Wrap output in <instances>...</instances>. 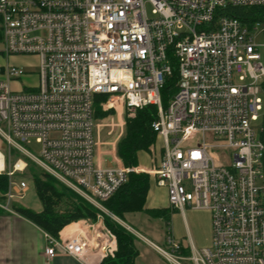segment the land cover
Listing matches in <instances>:
<instances>
[{"label":"built area","instance_id":"1","mask_svg":"<svg viewBox=\"0 0 264 264\" xmlns=\"http://www.w3.org/2000/svg\"><path fill=\"white\" fill-rule=\"evenodd\" d=\"M262 6L264 0H0V52L39 59L38 83L27 87L18 80L23 68L0 67L1 138L9 152L30 158L100 210L131 172L166 188L174 210H209L211 247L191 244L186 255L169 231V250L153 244L168 264H264V138L263 127L258 135L253 125L264 96L253 35L264 32V19L249 26L232 13ZM175 68L176 91L164 108L162 89ZM97 104L131 114L158 107L156 167H127L115 151L114 160L102 158ZM34 140L39 155L24 145ZM28 190L26 181L10 180L5 196L23 199ZM88 222L86 232L44 231L45 255L91 264L85 256L99 248L114 257L116 235Z\"/></svg>","mask_w":264,"mask_h":264},{"label":"trees","instance_id":"2","mask_svg":"<svg viewBox=\"0 0 264 264\" xmlns=\"http://www.w3.org/2000/svg\"><path fill=\"white\" fill-rule=\"evenodd\" d=\"M232 13L240 18L244 23L251 26L255 21L264 19V6L254 8H234ZM178 73L176 68L172 76L168 77L164 88L162 89V104L164 108L168 106L170 98L176 91V82ZM264 92V81L262 82ZM104 100L103 98H99ZM96 106V117L102 115ZM158 117V107L149 105L145 108L138 109L134 117L126 118V130L124 136L119 140L117 145L118 156L122 159L127 167H136L139 165V153L141 151H150V146L157 140L156 132L152 128V123ZM264 138V117H263ZM12 152H16L13 150ZM264 163V159H263ZM46 181L41 180L39 176L34 175V184L37 196L42 203V210L35 211L22 205H14V211L21 216L31 220L44 231L53 236H58L59 232L67 225L77 222L83 218L96 219L100 211L97 207L78 195L75 191L62 184L55 177L47 172H43ZM151 176L146 173L131 172L127 183L122 186L117 193L110 199L103 201L102 204L109 212L120 219L126 212L145 211L152 216L164 217L167 225L170 224L171 218L167 208L149 209L146 206L147 195L151 184ZM55 183L62 186L67 192L77 197V203L66 201L64 207L60 203L64 200L63 193L59 192ZM9 189V176L0 173V192L6 193ZM6 211L0 209V214ZM104 220L110 230L117 238V251L114 257L106 256L100 264H135V259L139 251L135 246V235L128 231L124 226L114 220L111 216L105 214ZM73 224L71 226H75ZM186 252V251H184Z\"/></svg>","mask_w":264,"mask_h":264},{"label":"rangeland","instance_id":"3","mask_svg":"<svg viewBox=\"0 0 264 264\" xmlns=\"http://www.w3.org/2000/svg\"><path fill=\"white\" fill-rule=\"evenodd\" d=\"M148 10L150 11V6H147ZM254 41L256 44L259 45V51L261 53L262 62L264 64V32L263 30L257 31L253 35ZM1 48V43H0ZM9 63L10 65H15L23 68L25 71V74L20 77L19 82L23 85V87H27L28 85H35L38 83V73H39V59L36 56L33 55H13L10 57H7L6 55L2 54L0 52V67L6 65ZM13 88L18 87L16 83H11ZM263 98V109L260 112V118L253 122V125L255 126L256 133L260 134V128L263 125V117H264V96ZM102 113V115H97V123L99 124L97 128V134L99 138V152L102 156V158L109 159L110 156L111 160H114V157L112 155V151H115V154L118 156L117 153V145L119 140L124 136L125 130H126V118L128 117H134L136 112L131 114L127 109H123L121 106L117 108H102L99 109ZM25 147L33 152L36 155L40 154L41 145L37 143L35 140L31 142L30 144H24ZM162 147V141L160 138L157 137V140L154 144L150 146V151H141L139 153V165L141 168L145 169H153L156 167L160 161L162 151L160 149ZM0 152L4 155V163L5 168L4 170L0 171V173H7L14 170V165L16 163H20L19 160L21 159L23 162L26 163V166L21 171H15L14 175L10 177L9 175V184L10 180L19 182V181H26L29 183V190L26 192V195L23 199H13L8 200L5 196L4 192H0V209L10 212L14 211V205H21V203H24L28 206H35L40 205L41 201L39 200L35 184H34V175L39 176L41 180L46 181L47 179L44 177L43 172L44 170L35 164L30 158L22 156L18 154L17 152H9L8 147L5 143V141L0 136ZM22 162V165L24 166ZM123 162V161H122ZM141 164V165H140ZM145 173V172H144ZM148 174V173H146ZM150 175V174H148ZM151 176V175H150ZM152 177V176H151ZM56 188L59 190V192L63 193V201L60 203V207H64L66 205V201L69 203H77L78 199L73 194H70L67 192L62 186L55 183ZM164 188V187H161ZM8 192V191H7ZM166 188L163 189L161 195H158V199L162 205H166L167 202V196H166ZM104 207V206H103ZM150 208V207H148ZM190 208V207H188ZM105 210H100L97 215L96 219L93 220L91 218H83L80 219L77 222H74L75 227H84L83 229H79L80 232H86L87 230V222L96 224L97 222H101L104 226L107 228L108 225L106 224L104 220V215L107 214L111 216V212L108 211L106 207H104ZM171 210H169V216L171 218V222L169 225H167V221L164 217H156L152 216L151 214L144 212L146 215L149 216V224H151L150 227H143L140 229V231L150 240L155 241L158 245L161 247L168 249V245L166 244L165 239H161V237L167 236L171 231L169 228H172L173 235L175 240L180 241L182 243V246L185 248L184 252L186 255L190 254L191 250V244L194 245L196 249L201 248H208L212 245V214L209 210L206 209H192L186 210L187 217L189 219L190 223V229L185 227L181 219L177 217V214L180 213L181 217V211L174 210L170 207ZM178 212V213H177ZM84 220H88L85 222ZM115 220V219H114ZM79 222V223H78ZM88 222V223H89ZM153 225V227H152ZM74 227V226H73ZM110 229V228H109ZM83 230V231H82ZM78 231V232H79ZM169 231V233H168ZM192 232V233H191ZM193 239V240H192ZM192 240V241H191ZM189 264L188 262H186Z\"/></svg>","mask_w":264,"mask_h":264},{"label":"crops","instance_id":"4","mask_svg":"<svg viewBox=\"0 0 264 264\" xmlns=\"http://www.w3.org/2000/svg\"><path fill=\"white\" fill-rule=\"evenodd\" d=\"M163 189L164 188L157 186L154 178H152L147 195V208L150 207L149 209L153 210L167 208L171 210L168 199L165 206L162 205L158 199V195H161ZM21 205L38 212L42 210V203L35 206H28L24 203H21ZM186 210H190V208H185L183 212L181 211V217L180 213L177 214V217L181 219L185 227L191 231ZM148 218L149 216L142 211L126 212L123 219L116 217V221L124 227L128 226L132 228L135 232H138L144 237V239H142L140 236L134 234V243L139 251V255L135 259V264H168L166 259L154 246L160 245L155 241L148 239L140 231L143 227L151 228ZM73 224L75 223L73 222L64 228ZM172 230L173 229L170 228L171 234L173 235L174 233ZM165 238L166 235L165 237H161L162 240ZM45 247L46 239L44 236V230L31 220L21 216L15 211L0 214V264H83L76 258L64 253H58L55 257L48 258L45 255ZM103 258V252L99 248L90 249L85 256V259L91 264H100Z\"/></svg>","mask_w":264,"mask_h":264},{"label":"bare ground","instance_id":"5","mask_svg":"<svg viewBox=\"0 0 264 264\" xmlns=\"http://www.w3.org/2000/svg\"><path fill=\"white\" fill-rule=\"evenodd\" d=\"M18 168H22L23 165H22V162L18 163ZM5 168V163H4V158H3V155H2V152H0V171L4 170ZM73 228H75V226H69L65 229V232L67 231H70V230H73Z\"/></svg>","mask_w":264,"mask_h":264}]
</instances>
